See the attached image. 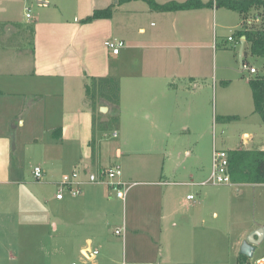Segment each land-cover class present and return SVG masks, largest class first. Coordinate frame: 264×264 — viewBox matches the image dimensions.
I'll list each match as a JSON object with an SVG mask.
<instances>
[{
    "label": "crops",
    "instance_id": "0c3cea01",
    "mask_svg": "<svg viewBox=\"0 0 264 264\" xmlns=\"http://www.w3.org/2000/svg\"><path fill=\"white\" fill-rule=\"evenodd\" d=\"M37 1L49 5L48 0ZM154 1L161 5L186 0ZM199 1L205 4L210 0ZM54 5L57 10L58 5ZM112 5L110 19L82 22L94 10ZM75 10L77 16L73 18L67 19L60 13L30 21L31 17L26 18V13L12 19L0 8V13L5 16L0 15V47L6 50L20 47L22 50L25 45L13 41L29 40L28 49L34 58L32 75L46 84L42 92H36L34 88L24 92L0 85V100L12 98L15 101L22 95L35 106L46 101L51 103L54 97L57 115L51 116L49 106L43 108L41 115L44 134L50 135L49 148L58 152L61 165L67 161L77 170L93 172L109 166L107 160L112 151L105 160L100 151L92 150V137L96 139L97 135L105 133L102 127L97 128V120H107L104 115L108 108L97 103L94 112L86 99V86L92 78L117 79L119 108L111 135L116 133L115 140L126 150L123 153L116 147L114 160L124 154L147 156L143 173L146 182H132L123 175L121 180L148 187L135 191L130 197V211L121 223L128 238L122 247L114 239L115 230L122 226H119V211L115 205L116 200H120L103 186L87 185L76 198H54L56 205L51 208L57 206V214L40 211L39 223L20 225L19 220L27 215L19 211L21 194L17 184L21 182L10 176L11 148L0 130V250L3 252L0 264H156L157 258L144 248L139 249L149 241L155 243L154 233L165 227L178 233L182 230L192 234L196 231L205 233L207 193L201 189L205 186L198 184L206 181L211 168L207 159H201L198 143L204 138L205 119L203 125L201 120L205 117V103L209 122V101H205L204 85L201 86L200 80L197 83L194 80L195 76L201 79L205 50H210L211 9L158 12L141 0L122 5L113 0H77ZM118 12L127 15L119 26L113 23ZM143 17H153L156 25L150 23L151 28L146 31ZM114 35L124 43L116 56L103 49L104 42L113 41ZM129 62L135 72L129 70ZM50 117L57 122L48 126ZM186 118L190 119V125L184 121ZM219 119L222 135L225 134L221 143L225 148L218 150L264 152V122L254 111V104L245 113L224 112ZM232 124L241 125L239 144L230 131ZM19 125H23V120L19 119ZM129 135L137 140L140 150L135 151L129 145ZM213 146L217 149L214 138ZM158 157L160 160H156ZM48 165L49 173H53L57 162L51 160ZM172 187L184 188V194L176 195V188ZM194 187L198 188L195 192L192 191ZM188 195H193L194 199L188 200ZM28 196L34 204L39 201L36 190ZM28 212V216L34 215ZM212 217H218L216 211ZM254 230L249 229L246 234L250 235ZM51 244L53 250L48 251ZM28 247H39L46 252L43 257L33 258L25 250ZM68 252L72 254L69 261L64 257ZM94 252L96 255L93 256ZM238 261L239 264L244 262L240 256Z\"/></svg>",
    "mask_w": 264,
    "mask_h": 264
},
{
    "label": "rangeland",
    "instance_id": "374dc122",
    "mask_svg": "<svg viewBox=\"0 0 264 264\" xmlns=\"http://www.w3.org/2000/svg\"><path fill=\"white\" fill-rule=\"evenodd\" d=\"M42 1L46 2V0ZM76 1L48 0L49 5H43L38 4L37 0H25L24 2L22 0L17 2L2 0L0 8L5 9L12 19L23 17L26 13L25 10L28 11L31 17L30 21L37 18L44 19L54 14L59 16L60 13L68 19L77 16ZM116 1L113 0V3H116ZM55 3L58 5L57 10ZM0 15L3 16L4 14L0 13ZM115 15L113 23L118 26L127 16L122 12ZM256 15H259V11L252 10L247 16L254 18ZM242 21L241 15L237 12L226 9H211L210 50H205L204 71L201 73V79H198L199 76H195L194 80L196 83L200 80L201 86L204 85L205 101H209V122L207 121L205 103V117L201 120V125H203V119H205L204 138L199 141L198 147L201 149V159H207L210 168L213 138L216 141L217 149L225 148L221 143L225 134L222 135L223 128L219 116L224 112L245 113L247 110L252 109L253 101L249 81L255 76L262 75L264 77V58L252 55L249 52L248 43L244 45L242 62L255 68L257 74L251 75L240 66V46L236 43L238 41L236 34L244 27ZM142 22L146 31L150 30V23L156 25L153 17H143ZM23 26L26 27L24 24ZM258 27L259 25L254 26V28ZM11 29L10 27L9 30L11 31ZM12 33L13 31H11ZM114 36L116 37L110 38L119 40L117 35ZM228 37L235 38L236 42L235 40L228 42ZM28 41L26 39L20 41V43L13 41L20 45L22 42L25 45V49L22 50L20 47L9 48V50L0 47V85L7 89L18 88L19 91L24 92L32 88L36 92H42V90L45 91L44 85L46 84L43 79H38L32 75L34 58L30 54V49H28ZM103 49L106 48L103 47ZM129 65V70L135 72L136 69L131 66V62H129ZM90 83L91 81L88 82V84ZM86 96L92 109L89 97ZM53 100L54 97L51 98V103L46 101V103H36L35 106L22 95L16 98L15 101L12 98L0 100V130L5 135V142L11 148L12 153L9 155L10 159L8 161V165H10L9 172L12 179L21 182L17 184L18 192L21 194L19 211H24L27 214L19 220L20 225L39 223L40 218H42V215H39L40 211H53L57 214L58 207L51 208L52 205H56L53 202L57 189L55 183L60 180L63 174L76 169L74 164L67 163V161L65 165H61L58 152L54 148H49V133L44 134L45 127L41 115L42 112L44 113L43 108L48 106L51 110V116L57 115L56 108L58 105ZM36 102H39V100ZM19 119L23 120V125H19ZM184 121L190 125V119L186 118ZM56 122L55 119L50 117L47 125H53ZM106 123H108V120L103 119L102 121L98 118L97 128H101ZM125 124L127 126L128 121ZM115 127L116 124L109 126L108 130H104L103 135H97L96 139L92 137V150L100 151L105 160L108 153L112 151L110 158L107 160L109 166H119L125 179L132 180V182H146L147 179L143 173L148 161L147 156L141 154L126 156L127 154H124L122 158L117 161L114 160L116 147L122 149L123 153L126 150V147L111 137V132ZM230 131L235 136L236 144H239L242 133L240 132L241 125L232 124ZM128 140H130L129 145L132 146L133 150H140L134 137L129 135ZM158 159L160 160V157L156 158V160ZM51 160L57 162L53 173L48 171V162ZM34 166H39L43 171L41 182H36L32 174ZM145 187L148 186L137 185L131 188L125 204L116 200L115 205L120 217L119 226L122 225V219H125L126 214L128 215L130 211L131 195L135 191H143L142 189H145ZM172 188H176V195L181 196L184 194V188ZM195 189L198 188L194 187L192 191L195 192ZM201 189H204L207 193L206 209H204L206 211L205 236L199 231L192 234L182 230L178 233L166 227L161 232L154 233L155 243L149 241L139 249L144 248L145 252L147 251L157 258L158 262L156 264H239L240 246L247 239L248 230L264 228V185L257 187L205 186ZM35 190L40 195L37 204H34L35 202L28 198V194ZM28 211H31L34 215L28 216L30 214ZM214 211L218 214L216 219L212 217ZM33 218L35 219L33 220ZM54 221H57V219H54ZM114 239L122 247L123 242H126L128 238L126 234L124 238L114 236ZM49 248L48 251L53 250L52 244ZM25 250L29 251L33 258L43 257L44 252H46V250L44 251L39 247H28ZM0 254H3L1 250ZM71 256V252H68L65 253L64 257L69 261ZM263 256L264 240L255 247L252 258L256 259ZM244 263L240 262V264Z\"/></svg>",
    "mask_w": 264,
    "mask_h": 264
},
{
    "label": "trees",
    "instance_id": "16d2710c",
    "mask_svg": "<svg viewBox=\"0 0 264 264\" xmlns=\"http://www.w3.org/2000/svg\"><path fill=\"white\" fill-rule=\"evenodd\" d=\"M131 1L138 0H117V5ZM141 1H144L150 9L158 12H182L201 8H215L237 12L242 19L246 18L250 11L257 10L259 11L258 16L261 17V25L249 31L244 28L238 33V38L244 37L245 42L249 44V51L252 55L264 58V0H210L205 4L199 0H186L182 3L171 1L161 5L154 0ZM113 8L112 5L103 10H94L82 22L87 24L96 20L110 19ZM90 81L91 83L86 86V95L89 97L94 112L97 110V103L108 108L104 115L108 123L102 126L103 130H108V127L115 123L118 115V80L115 78H92ZM249 86L254 111L260 115L264 122V77L255 76L249 81ZM98 115L102 116L103 114L98 113ZM227 153L228 173L232 184L264 185V152L230 151ZM240 257L245 263L248 261V258L241 255Z\"/></svg>",
    "mask_w": 264,
    "mask_h": 264
},
{
    "label": "built area",
    "instance_id": "2783aa9c",
    "mask_svg": "<svg viewBox=\"0 0 264 264\" xmlns=\"http://www.w3.org/2000/svg\"><path fill=\"white\" fill-rule=\"evenodd\" d=\"M30 15L26 11V18H29ZM242 24L247 31L254 29L255 25H261V17L256 15L254 18H249L248 16L243 19ZM244 37L238 38L237 44L240 46L241 41ZM228 42H232L233 37H228ZM246 44L244 39V45ZM104 47L109 51L113 56L119 54V51L124 47V43L119 40L105 41ZM249 49V44H248ZM250 52V51H249ZM242 69L249 72L251 75L257 74L255 68L249 66L246 63L242 62ZM112 138H116V133H112ZM228 153L224 150H218L214 146L212 147V160H211V171L209 177L206 181L198 184L200 186H226L231 185L230 176L228 173ZM32 174L36 181H41L43 177L42 170L39 167H35L32 171ZM122 173L119 166H106L100 168L93 172H85L84 170H73L71 172L65 173L61 176L60 180L56 182V193L55 199L62 200L65 197L76 198L81 193L85 186L95 185L103 186L110 189L115 197L120 200L122 203H125L127 195L131 188L137 186V183H124L121 180ZM188 200H193V195L187 196ZM114 234L116 236L124 238L125 227L122 225L120 228L116 229ZM96 255V252L93 253V256ZM251 264H264V256L256 259H251Z\"/></svg>",
    "mask_w": 264,
    "mask_h": 264
},
{
    "label": "water",
    "instance_id": "95a60500",
    "mask_svg": "<svg viewBox=\"0 0 264 264\" xmlns=\"http://www.w3.org/2000/svg\"><path fill=\"white\" fill-rule=\"evenodd\" d=\"M243 44H244V39L240 43V50H239L241 67H242ZM104 110L105 109L103 108L102 111ZM263 237H264V228L257 229L256 231L248 235L247 239L240 246V251H239L240 255L248 259H251L253 257L255 246H257L262 241Z\"/></svg>",
    "mask_w": 264,
    "mask_h": 264
}]
</instances>
